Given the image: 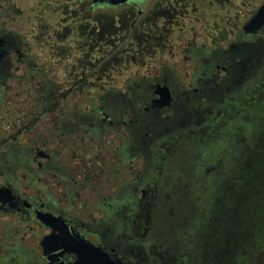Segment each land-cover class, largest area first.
I'll return each instance as SVG.
<instances>
[{"label":"flooded vegetation","instance_id":"1","mask_svg":"<svg viewBox=\"0 0 264 264\" xmlns=\"http://www.w3.org/2000/svg\"><path fill=\"white\" fill-rule=\"evenodd\" d=\"M263 3L0 0V264H170L136 235L157 148L263 87L264 27L245 28ZM186 241L172 255L200 264L198 230Z\"/></svg>","mask_w":264,"mask_h":264},{"label":"rangeland","instance_id":"2","mask_svg":"<svg viewBox=\"0 0 264 264\" xmlns=\"http://www.w3.org/2000/svg\"><path fill=\"white\" fill-rule=\"evenodd\" d=\"M44 1L45 3L49 2V0ZM247 2L249 11H252L261 4L262 0H247ZM47 6L49 7L50 5L47 4ZM25 7H28L27 2H25ZM47 10L49 9L47 8ZM44 16H48V13L45 12ZM109 72H112V74ZM261 72L264 76V67ZM123 73L126 72L120 68L112 67L108 69L106 75H122ZM255 75H251V78L255 77ZM113 85L115 84L103 83L100 87L109 88ZM182 101L185 102L186 100L183 99ZM261 103H264V85L260 91H255L252 94L247 104L243 106L240 104L236 108L228 106L208 118L211 121L225 122L230 130L236 129L238 122L249 113L248 107L252 106L255 108ZM245 106L247 108H244ZM254 113H256V119L264 121L263 110ZM185 121L186 119H181L178 125L176 123L173 128H170L164 138L167 140L165 148H157L166 153L167 160L164 162V168L160 162H156V167H154L150 179L152 183L154 181L158 185L162 183V187L166 191L162 190L163 188L155 190V194L152 197L148 193L149 196L141 209L136 235L156 243L153 253L157 257H162L161 250H166L169 254V263L179 264L180 260L177 262V255L172 254L174 252L180 253L182 249L185 250V248L181 247L182 239H184V244L186 245V239H188L189 235L190 237L194 236V233L196 234L198 230L201 252L200 264H218L222 259H226L228 262L233 257L231 253L232 233L233 236H244L245 240H251L258 236L259 241H264V156L256 151H252L250 155L245 154L246 156L243 158L245 161H242L243 165L239 167L235 174L229 175L226 183L221 184L216 191L208 188L209 191H212V198L214 197L213 201L211 200L213 202V204L211 203L212 218L201 228L198 219L199 208L195 214L192 212V208L197 205V198L202 189L198 180L187 169L185 170L184 166H178L176 151L177 147L180 148L178 144H187L194 142V140L201 143L205 142L208 146H211L210 144L218 140L223 127H215L216 129L212 130L211 136V134L207 133L208 129L207 132L203 129L199 130L201 125L194 124L195 121L193 119V125L191 126L183 125L182 123ZM238 133L248 140L253 137L252 133H248L246 129L240 130ZM208 137L211 138V142L206 141L209 139ZM208 146L205 147L209 148ZM188 159L192 160V156L188 157ZM192 216L196 219L194 232H191L189 222L186 221L187 219L190 220ZM222 227L223 229L225 227L228 231L226 246L224 245V237L217 238ZM159 243H162L163 249L159 248ZM250 243L248 242L249 245H251ZM222 244L225 247L222 248ZM259 244L264 247V243ZM202 245L205 251H201ZM257 253L259 252L248 255L244 263L264 264V252Z\"/></svg>","mask_w":264,"mask_h":264},{"label":"trees","instance_id":"3","mask_svg":"<svg viewBox=\"0 0 264 264\" xmlns=\"http://www.w3.org/2000/svg\"><path fill=\"white\" fill-rule=\"evenodd\" d=\"M245 82L246 80L244 81V83ZM230 102H232L230 99L225 100V103L227 104ZM255 115L256 113L254 112L247 113L238 122L237 128L232 130L228 128L225 122L222 123L221 121L218 122L209 120L208 115L188 116V120H190L189 126L193 125V119L195 121L194 124L201 125V127H199V130L203 129L207 132L208 129L209 131L207 133L211 134V136L212 130L216 129L215 127H223L221 129L218 140L216 142L214 141L213 144H210L211 146H208V144H206L205 142L201 143L194 140V142H190L187 144H178L180 148L177 147L176 151V160L177 163L179 162L178 166H184V169H187L188 172L198 180L200 184L199 186L202 189L197 198V205L192 208V212L194 214L199 208L198 219L201 228L212 218L211 203L213 204L212 201L214 198H212V191H216L221 186V184L226 183L229 175H233L236 173V171H238L239 167L243 165L242 161H245L243 160L244 156L248 154L250 155L252 151H256L258 154L264 156V121H260L261 119H256ZM86 123H88L89 125L94 124V122H91L89 120ZM261 126H263L262 131L259 130ZM243 129H246L248 133H252L253 137L251 140L240 136L238 131ZM137 130L140 131L141 128H137ZM141 132L142 135H144L146 132L149 133V130L144 128V130ZM206 141L211 142L212 140L211 138H209ZM205 146H208L209 148ZM218 152L220 153V155ZM190 156H192V160L188 159V157ZM157 157L159 158L160 155H158ZM208 188H211L213 190L209 191ZM195 220L196 219L194 216H192L190 220H186L189 222L191 232H194L196 222ZM221 230L220 235L217 238L224 237V245L226 246V237L228 231L225 227L224 229L222 227ZM241 236H233L232 233L231 253L233 257L231 261L228 262L226 259H222L220 262H218V264H245V259L251 253L264 252V247H261V244H259H263L264 241H259L258 236H255L251 240H245V237L242 236L241 238ZM248 242H251V245H249ZM224 245H221L222 248L225 247ZM203 250L204 248L202 245L201 251Z\"/></svg>","mask_w":264,"mask_h":264},{"label":"water","instance_id":"4","mask_svg":"<svg viewBox=\"0 0 264 264\" xmlns=\"http://www.w3.org/2000/svg\"><path fill=\"white\" fill-rule=\"evenodd\" d=\"M95 4L109 2L110 4L117 5L125 3L127 0H92ZM264 27V3L260 6L257 13L249 21L248 25L245 27L247 32L252 33ZM160 98L154 101V106L166 107L172 101L170 90L167 87L161 88L158 91Z\"/></svg>","mask_w":264,"mask_h":264}]
</instances>
